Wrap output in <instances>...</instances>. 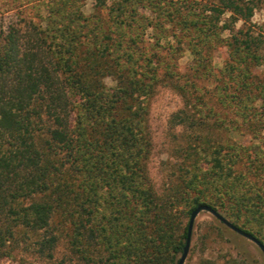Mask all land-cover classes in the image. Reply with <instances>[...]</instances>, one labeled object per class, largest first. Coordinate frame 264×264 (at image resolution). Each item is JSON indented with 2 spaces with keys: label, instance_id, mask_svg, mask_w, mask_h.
<instances>
[{
  "label": "trees",
  "instance_id": "16d2710c",
  "mask_svg": "<svg viewBox=\"0 0 264 264\" xmlns=\"http://www.w3.org/2000/svg\"><path fill=\"white\" fill-rule=\"evenodd\" d=\"M85 2L37 3L0 31V258L176 264L199 205L264 244L262 0ZM159 87L182 102L161 192L148 168ZM211 217L201 238L219 242L230 228Z\"/></svg>",
  "mask_w": 264,
  "mask_h": 264
},
{
  "label": "rangeland",
  "instance_id": "374dc122",
  "mask_svg": "<svg viewBox=\"0 0 264 264\" xmlns=\"http://www.w3.org/2000/svg\"><path fill=\"white\" fill-rule=\"evenodd\" d=\"M46 0H0V31L4 30L10 23L16 21L20 17H29L33 15V5L42 3ZM92 0H86L84 11L88 14L91 12ZM41 13H44V6H40ZM252 20L256 23L264 21V0L260 3V7L255 10ZM240 23L238 22L237 25ZM226 52L223 48L216 49L213 54V64L219 68L223 64ZM190 60L189 52L185 51L179 60V65L183 68ZM104 82L108 86L114 85L111 77H105ZM182 105L181 98L168 87H159L156 94L152 98L149 124L152 133L153 149L149 159L148 168L149 175L152 179L155 189L162 191L165 183V175L169 170L166 162L170 161L171 152V130L168 125L170 114L180 108ZM175 131H179L176 128ZM212 217L209 212L201 211L195 218L190 248L183 264H201L203 258L215 259L222 264H226L229 254H235L236 251L246 249L257 264H264V255L259 247L251 240L243 237L235 231L229 229L224 230L220 234V241L209 242L201 238L202 227L205 224L213 225ZM64 252L63 248H59L54 259L46 260L35 257L29 253L15 252L12 257L0 258V264H60L59 260ZM65 264H81L77 262Z\"/></svg>",
  "mask_w": 264,
  "mask_h": 264
},
{
  "label": "water",
  "instance_id": "95a60500",
  "mask_svg": "<svg viewBox=\"0 0 264 264\" xmlns=\"http://www.w3.org/2000/svg\"><path fill=\"white\" fill-rule=\"evenodd\" d=\"M201 211H208L209 213L214 215L217 219H219L222 223H224L227 227H229L231 230L235 231L236 233H238V234L242 235L243 237L254 242L259 247L260 251L264 255V244L260 240H258L255 236L251 235L250 233L244 231L240 227L233 224L230 220H228L226 217H224V215H222L219 211L213 209L212 207H210L208 205H199L196 208H194L190 214L186 242H185V245L183 247V251L180 255V258L176 264H183L186 257H187V254H188V251L190 248L191 236H192L195 218L197 217V215Z\"/></svg>",
  "mask_w": 264,
  "mask_h": 264
}]
</instances>
